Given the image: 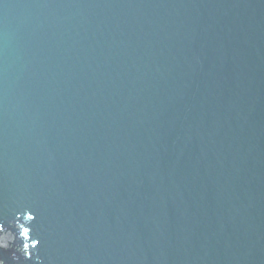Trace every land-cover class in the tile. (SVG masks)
I'll return each mask as SVG.
<instances>
[{"label":"water","instance_id":"water-1","mask_svg":"<svg viewBox=\"0 0 264 264\" xmlns=\"http://www.w3.org/2000/svg\"><path fill=\"white\" fill-rule=\"evenodd\" d=\"M0 264H264V0H0Z\"/></svg>","mask_w":264,"mask_h":264}]
</instances>
